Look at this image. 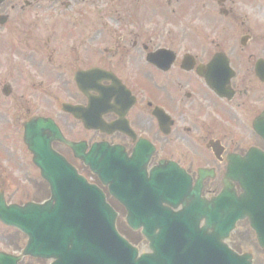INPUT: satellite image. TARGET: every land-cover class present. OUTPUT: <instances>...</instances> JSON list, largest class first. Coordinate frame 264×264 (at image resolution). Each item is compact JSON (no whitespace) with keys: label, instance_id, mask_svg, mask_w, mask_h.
I'll return each mask as SVG.
<instances>
[{"label":"flooded vegetation","instance_id":"obj_1","mask_svg":"<svg viewBox=\"0 0 264 264\" xmlns=\"http://www.w3.org/2000/svg\"><path fill=\"white\" fill-rule=\"evenodd\" d=\"M174 1L185 5L184 31L167 36L116 31L104 47L94 40L81 47V36L103 34L95 29L96 20L105 18L95 14L101 0H0V197L7 205L14 204L15 195L4 184L30 177L33 155L25 137L39 119L53 120L64 138L84 144L86 153L97 143L119 146L128 157L138 147L142 155L152 149L147 172L155 177L156 199L211 201L223 191L232 156L245 157L251 150L264 155V138L256 133L257 121L264 118V0H170L169 7ZM69 10L75 18L64 29L61 15ZM159 51L172 57L168 68L165 57H157L158 66L147 62ZM67 105L80 108L91 128L102 114L107 131L87 130ZM52 146L101 187L69 146ZM257 164L252 183L264 177ZM233 186L237 196L243 194L240 185ZM102 190L126 215L127 208ZM138 202L126 200L128 206ZM165 207L183 209L175 201ZM240 228L260 248L253 224L239 223L236 232ZM0 229V254L17 255L18 231L1 222ZM20 264L51 262L23 258Z\"/></svg>","mask_w":264,"mask_h":264},{"label":"water","instance_id":"obj_2","mask_svg":"<svg viewBox=\"0 0 264 264\" xmlns=\"http://www.w3.org/2000/svg\"><path fill=\"white\" fill-rule=\"evenodd\" d=\"M38 125L44 132L52 128L55 134L48 135L46 143L42 135H33L31 148L34 163L50 186L51 199L43 206L31 204L27 211H13L14 225L30 237L25 254L53 259L54 264H252L251 255L240 256L224 243L237 222L244 219L253 224L264 249L263 177L259 183L247 185L240 201L234 200L232 188L226 184L223 195L212 203L218 214L203 212L202 204L180 215H129L128 223L133 229L144 228L153 252L139 257L138 251L118 234L117 215L103 193L52 151L50 142L64 141L52 122L44 120ZM67 144L74 150L78 148ZM106 153L105 146L96 147L94 157L86 159L105 185L109 181ZM256 183L261 185L254 195L251 186ZM111 188L120 200L118 179ZM154 217L159 218L158 223ZM205 218L206 227L200 229Z\"/></svg>","mask_w":264,"mask_h":264},{"label":"rangeland","instance_id":"obj_3","mask_svg":"<svg viewBox=\"0 0 264 264\" xmlns=\"http://www.w3.org/2000/svg\"><path fill=\"white\" fill-rule=\"evenodd\" d=\"M147 3L149 4H145ZM153 0H101V2H98L95 6V11L97 16H105L104 21L96 20V31H103V34L99 37H95L90 39V32L87 33V35L81 36L84 40L81 41V47H86L88 42L95 41L97 43L98 47H104L106 46V42L108 41V37L114 36V33L116 31L124 32V33H135L140 30V32L146 30H152L158 32L159 36H167V34L171 31H184L186 28V25L188 23L183 19H181L182 15H185L184 4H176L174 1L172 3V6L169 7L170 0H166V3H168V6L166 7L163 5L164 0H160L159 4L156 1ZM157 5H156V4ZM108 4V5H107ZM108 7H107V6ZM159 5V6H158ZM98 8H107L108 11H103L102 13H98ZM69 11H65L62 15L63 21H66L68 19V13ZM110 12V13H109ZM109 14V15H108ZM109 16V17H107ZM111 16V17H110ZM125 18L130 22L133 23L134 26L141 27L137 32L134 31V28L128 25L129 23H119L121 19L117 18ZM69 23H72L73 21L67 20ZM137 24V25H135ZM154 25V26H152ZM152 26V27H151ZM109 31V32H107ZM128 31V32H127ZM80 37V35H79ZM64 39V38H63ZM132 39V37H131ZM130 39V40H131ZM114 40V39H113ZM98 53V52H97ZM72 60H74V56H72ZM69 70V69H67ZM64 74H67V71H63ZM69 76V74H67ZM62 102L66 101V96L61 99ZM61 102L57 103L58 107ZM76 128H79L76 126ZM72 136H76L75 133L71 134ZM18 169V168H17ZM28 171L30 172V177L27 178V181L20 182V181H10L7 182L6 187L7 191L15 195V199L10 200L14 203H26L29 201L32 202H43L44 200H47L49 198V188L44 184L42 181L39 172L34 168V166L31 165L30 168H28ZM23 188L28 189L27 194L25 195L26 198L23 196ZM22 191V193H20ZM125 223V216L121 215L119 218V226L123 225ZM122 230V227H121ZM0 232L2 233V229H0ZM126 235L131 237V232L125 229ZM17 236V240L19 241V244L22 245L24 242V239L19 234L15 233ZM248 232L247 230H243V228H240L238 232L234 233V235L231 238L230 245L236 248L238 252L244 253L249 252L254 255V264H264V251H262L254 241V238L251 237L248 238ZM137 239V238H136ZM142 239L139 237L138 240H134V243H138V247L142 251H148L147 245L145 242H140ZM239 240L241 242H239ZM0 249H2V246L0 245Z\"/></svg>","mask_w":264,"mask_h":264}]
</instances>
